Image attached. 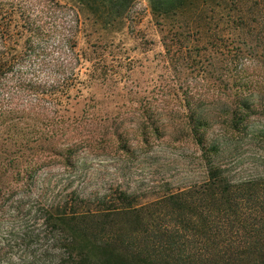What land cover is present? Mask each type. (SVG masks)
<instances>
[{
	"label": "rangeland",
	"instance_id": "374dc122",
	"mask_svg": "<svg viewBox=\"0 0 264 264\" xmlns=\"http://www.w3.org/2000/svg\"><path fill=\"white\" fill-rule=\"evenodd\" d=\"M55 2L65 8L50 19L44 0H0V13L22 26L14 37L21 56L0 76V264H70L69 236L41 218L65 200L76 208L103 196L144 204L200 182L211 160L235 179L264 172V71L248 72L259 89H240L229 66L237 42L222 20L201 42L197 28L161 22L147 0L136 1L132 21L110 25L75 0ZM69 7L80 13L73 75L53 71L65 62L56 44ZM63 81L55 102L27 85ZM239 96L250 101L240 110L248 118L224 138L216 116L237 109ZM193 110L208 120L204 142L189 132Z\"/></svg>",
	"mask_w": 264,
	"mask_h": 264
},
{
	"label": "trees",
	"instance_id": "16d2710c",
	"mask_svg": "<svg viewBox=\"0 0 264 264\" xmlns=\"http://www.w3.org/2000/svg\"><path fill=\"white\" fill-rule=\"evenodd\" d=\"M75 1L108 25L121 17L132 21L139 14L134 9L138 0ZM147 1L161 22L176 20V24L197 28L201 42L216 37L218 30L212 22L222 20L231 41L237 42L229 51V66L243 79L240 89L254 92L261 87L248 72L257 76L264 71V0ZM44 4L45 17L50 19L56 15V8H65L55 0H44ZM68 9V32L58 34L56 44L65 62L53 71L67 70L73 75L80 61L76 50L80 13L76 8ZM6 15L0 13V76L21 56L14 37L16 28L22 26L13 24V18ZM55 32L52 27L51 33ZM249 57L253 63L244 65ZM247 77L249 80H245ZM64 83L27 85L55 102ZM240 96L235 102L237 109L229 108L216 116L224 138H232L248 118L240 110L250 109V101ZM194 115L195 110L190 116ZM193 118L195 124L189 132L204 142L210 127L208 120L198 113ZM216 143L219 142L214 141L211 147L213 152L218 150ZM208 167L200 182L168 190L147 203L118 202L103 196L94 206L87 202L76 208L69 199L62 206L46 208L42 223L50 231L67 233L70 264H264V172L235 179L213 160Z\"/></svg>",
	"mask_w": 264,
	"mask_h": 264
}]
</instances>
